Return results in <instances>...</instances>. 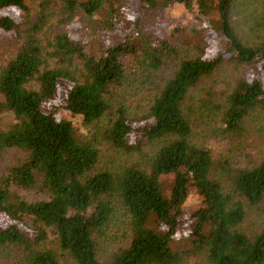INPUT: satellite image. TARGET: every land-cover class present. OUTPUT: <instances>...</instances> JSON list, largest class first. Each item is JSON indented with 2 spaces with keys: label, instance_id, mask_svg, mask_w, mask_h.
Wrapping results in <instances>:
<instances>
[{
  "label": "trees",
  "instance_id": "16d2710c",
  "mask_svg": "<svg viewBox=\"0 0 264 264\" xmlns=\"http://www.w3.org/2000/svg\"><path fill=\"white\" fill-rule=\"evenodd\" d=\"M244 1L41 0L31 13L26 0H0V34L17 43L0 66V116L12 118L0 121V258L264 264V155L232 167L207 145L213 135L240 146L250 117H264V0ZM132 6L193 13L196 41L180 51L170 35L145 33ZM125 58L152 85L142 112L115 99ZM228 64L241 73L218 86ZM104 144L138 158L104 161ZM113 225L120 243L100 255L96 237Z\"/></svg>",
  "mask_w": 264,
  "mask_h": 264
},
{
  "label": "rangeland",
  "instance_id": "374dc122",
  "mask_svg": "<svg viewBox=\"0 0 264 264\" xmlns=\"http://www.w3.org/2000/svg\"><path fill=\"white\" fill-rule=\"evenodd\" d=\"M41 0H26V4L31 9V13L37 9ZM247 0L244 1L245 6L238 3L240 8L247 6ZM131 12L135 16L141 19L140 25L145 33H151L153 35L162 36L164 34L170 35L174 43L179 45L180 51L184 50V46H191L196 41L192 35L191 29L199 27V19L194 17V14L183 10L181 7L173 6L170 8L157 7L151 10H142L136 6L131 7ZM249 12L250 9L248 10ZM241 13L236 15V18L242 20ZM245 14H248V12ZM92 43L99 45L98 38H94ZM17 43L11 37L6 34H0V66L5 64L14 54ZM125 68L128 69L127 81L124 83L123 88L118 92L119 96L116 97V102H123L126 106L130 107L132 111L142 112L147 108L149 103V96L151 94L152 85L147 81L142 72L135 67L134 62L127 58L123 59ZM161 72L166 74L170 71V64L163 66ZM241 73L240 69L235 68L232 64L225 65L221 68V71L216 78L218 86H222V82H228V80L234 77H239ZM210 82L203 85V88H207ZM197 97H201V91H198ZM252 124L249 132V138L237 146H230L225 140L214 139L215 136L211 135L208 139V144L212 148V152L216 156V159L220 162L226 160L230 166L239 167H251L256 162L257 158L264 155V117L261 115L253 114L251 117ZM11 115L5 114L0 116L1 123L11 121ZM75 125L80 131H83V125L78 120H75ZM201 134L198 136L200 137ZM102 158L104 161L113 162L114 165L125 164L127 161L137 160L138 155L136 154H124L115 148L109 147L106 144L101 146ZM171 177L165 176L163 178L164 187L167 189L170 185ZM13 189L26 201L33 202L47 198V195L41 194L32 190H25L18 187ZM198 203L197 197L194 193H191L187 202L185 203L184 209L190 211L192 207H195ZM262 209L264 203L261 204ZM264 217V214H262ZM250 221V219H249ZM118 225V224H117ZM122 238L121 231L118 230V226L113 225L106 229L105 234L97 236L96 241L98 242L99 254L104 255L107 250L112 249L116 244L120 243ZM7 253L10 255L9 250L6 249L1 253L0 264H17L13 261L10 256H6Z\"/></svg>",
  "mask_w": 264,
  "mask_h": 264
}]
</instances>
